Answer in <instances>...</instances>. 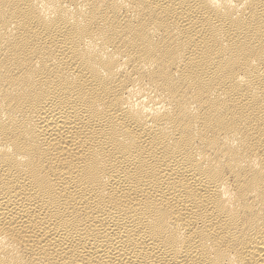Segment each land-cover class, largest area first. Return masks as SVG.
Returning a JSON list of instances; mask_svg holds the SVG:
<instances>
[{"label": "bare ground", "instance_id": "1", "mask_svg": "<svg viewBox=\"0 0 264 264\" xmlns=\"http://www.w3.org/2000/svg\"><path fill=\"white\" fill-rule=\"evenodd\" d=\"M0 264H264V0H0Z\"/></svg>", "mask_w": 264, "mask_h": 264}]
</instances>
